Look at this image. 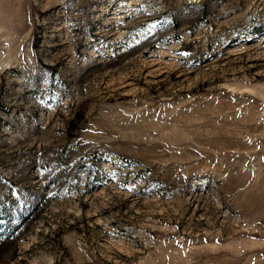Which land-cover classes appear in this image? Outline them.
Returning a JSON list of instances; mask_svg holds the SVG:
<instances>
[{
  "label": "rangeland",
  "instance_id": "rangeland-1",
  "mask_svg": "<svg viewBox=\"0 0 264 264\" xmlns=\"http://www.w3.org/2000/svg\"><path fill=\"white\" fill-rule=\"evenodd\" d=\"M0 264H264V0H0Z\"/></svg>",
  "mask_w": 264,
  "mask_h": 264
}]
</instances>
